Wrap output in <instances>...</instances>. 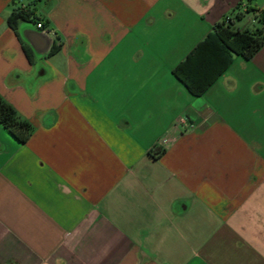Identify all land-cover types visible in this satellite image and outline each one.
<instances>
[{
	"label": "crops",
	"instance_id": "1",
	"mask_svg": "<svg viewBox=\"0 0 264 264\" xmlns=\"http://www.w3.org/2000/svg\"><path fill=\"white\" fill-rule=\"evenodd\" d=\"M245 2L0 0V264H264V44L174 72Z\"/></svg>",
	"mask_w": 264,
	"mask_h": 264
},
{
	"label": "trees",
	"instance_id": "2",
	"mask_svg": "<svg viewBox=\"0 0 264 264\" xmlns=\"http://www.w3.org/2000/svg\"><path fill=\"white\" fill-rule=\"evenodd\" d=\"M249 2L239 3L232 12L233 17H226L214 25L207 37L197 44L191 53L174 70L175 75L196 94H201L209 84L231 62L233 54H241L245 58L252 57L264 44V9H258ZM259 10V20L251 29L236 25L246 13ZM39 19L28 5L13 9L10 26L15 22ZM37 23V22H36ZM45 25V24H44ZM55 49V46L52 50ZM0 124L20 141L29 135L32 126L20 120L15 109L0 96Z\"/></svg>",
	"mask_w": 264,
	"mask_h": 264
},
{
	"label": "built area",
	"instance_id": "3",
	"mask_svg": "<svg viewBox=\"0 0 264 264\" xmlns=\"http://www.w3.org/2000/svg\"><path fill=\"white\" fill-rule=\"evenodd\" d=\"M37 28L42 29L43 32L47 34H53V31L47 28L42 21H39L36 23ZM179 122L186 124V121L181 118ZM175 139L174 135L172 133H167L164 136H162L159 141L158 145L162 148L165 147L166 145L170 144L173 140Z\"/></svg>",
	"mask_w": 264,
	"mask_h": 264
},
{
	"label": "rangeland",
	"instance_id": "4",
	"mask_svg": "<svg viewBox=\"0 0 264 264\" xmlns=\"http://www.w3.org/2000/svg\"><path fill=\"white\" fill-rule=\"evenodd\" d=\"M253 19H255L254 16H253V12L246 13L244 18L237 22L238 26L247 24L248 21L253 20Z\"/></svg>",
	"mask_w": 264,
	"mask_h": 264
},
{
	"label": "water",
	"instance_id": "5",
	"mask_svg": "<svg viewBox=\"0 0 264 264\" xmlns=\"http://www.w3.org/2000/svg\"><path fill=\"white\" fill-rule=\"evenodd\" d=\"M45 33V32H44Z\"/></svg>",
	"mask_w": 264,
	"mask_h": 264
}]
</instances>
